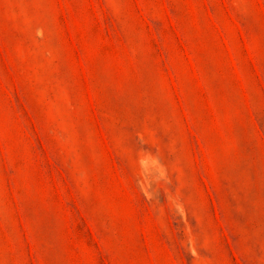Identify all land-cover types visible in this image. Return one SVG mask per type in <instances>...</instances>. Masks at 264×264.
Masks as SVG:
<instances>
[{
	"label": "rangeland",
	"instance_id": "1",
	"mask_svg": "<svg viewBox=\"0 0 264 264\" xmlns=\"http://www.w3.org/2000/svg\"><path fill=\"white\" fill-rule=\"evenodd\" d=\"M0 264H264V0H0Z\"/></svg>",
	"mask_w": 264,
	"mask_h": 264
}]
</instances>
